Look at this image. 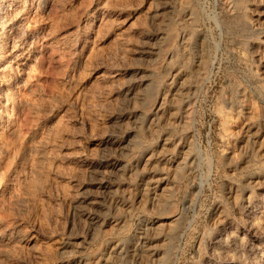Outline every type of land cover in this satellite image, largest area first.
Returning <instances> with one entry per match:
<instances>
[{
	"label": "rangeland",
	"instance_id": "1",
	"mask_svg": "<svg viewBox=\"0 0 264 264\" xmlns=\"http://www.w3.org/2000/svg\"><path fill=\"white\" fill-rule=\"evenodd\" d=\"M260 142L264 0H0V264H264Z\"/></svg>",
	"mask_w": 264,
	"mask_h": 264
},
{
	"label": "bare ground",
	"instance_id": "2",
	"mask_svg": "<svg viewBox=\"0 0 264 264\" xmlns=\"http://www.w3.org/2000/svg\"><path fill=\"white\" fill-rule=\"evenodd\" d=\"M175 54V53H174ZM176 55V54H175ZM175 55H173V56H175ZM174 58H176V57H174ZM173 59V58H172ZM172 61V60H171ZM175 63V62H174ZM178 67L179 66H177V68H176V70H178ZM181 68V67H180ZM187 70V69H186ZM179 72V71H178ZM177 72V73H178ZM171 77V76H170ZM203 77H205V73L204 72H202V77L201 78H203ZM170 79V78H169ZM168 79V80H169ZM172 80L168 83L169 84V86L167 87L168 89L166 90V91H168V93L165 95V96H162V95H159V99L157 100V103L154 105L155 107L153 108V110H151L152 112L150 113V115L152 114V113H157L159 110H161V108H162V104L165 102V100H166V96H168L169 95V98H173V102H174V100L176 99V94H177V91L179 90V87H181V83H178L177 81H176V79L175 80H173V78H171ZM204 79V78H203ZM189 103H190V113L192 114V121H191V125H194V105H195V101H194V97H193V100H192V98H191V101H189ZM173 105V104H172ZM150 111V110H149ZM146 116L148 117L149 115L148 114H146ZM247 124H245L244 126H245V128H243L242 130H243V133H244V135H242V136H240L241 137V139L243 140V141H247V138L250 136V128L251 127H249L248 125L250 124V123H248V122H246ZM253 125V124H252ZM247 127V128H246ZM193 136V138H194V140H195V137H194V135H191L190 134V137H192ZM195 142H196V140H195ZM197 143V142H196ZM117 144H118V142H117ZM134 144V143H133ZM112 145V144H111ZM260 151H261V149H263L264 148V144L262 143V142H260L259 143V146L257 147ZM257 150V149H256ZM259 151V152H260ZM152 153V152H151ZM201 153H202V151H201V148L198 146V145H196L195 144V151H194V153L191 155V157H190V163H192V162H194V160H195V158L196 157H200L201 158ZM258 153V152H257ZM147 155V156H146ZM152 155V154H151ZM151 155L149 154V153H143V154H141V155H138V156H136V157H134L132 160H130V161H127V163L126 164H123V166H124V168L125 167H133V166H135V167H140V166H143V167H145L149 162H151V160H152V158H151ZM262 155V154H261ZM153 156V155H152ZM166 157H168V156H166ZM172 158V157H171ZM171 158H168L167 160H169V162H170V160H173V159H171ZM261 159H262V161L264 160V157H261ZM165 160H166V158H165ZM80 162H82V163H84V159H80L79 160ZM263 163H264V161H263ZM103 166H105V167H108V168H111V169H115V168H117V169H121L123 166L121 165V164H119V163H116V162H107V161H105V164H102ZM123 168V169H124ZM188 173V171L186 172V173H184L183 175H182V177H184L186 174ZM155 176L156 175H153V178L152 179H154L155 180ZM151 182V181H150ZM150 184V183H149ZM115 187H116V185H114ZM118 186H120V185H118ZM155 186V185H154ZM113 188V186L112 187H109V189L111 190ZM143 188V190L148 194L149 193V191H148V189H146L145 187H142ZM156 188H157V186L156 187H154V189L156 190ZM108 189V190H109ZM111 196H112V199L114 198V196H115V190H111ZM110 193V192H109ZM140 194V196H142L141 197V199L143 198V195H144V192L142 191L141 193H139ZM96 201H95V199H94V196L92 197L91 195H86V196H84L83 197V200H81V204L80 203H78L79 205H82L83 206V212H86L87 211V208L89 207V206H91V205H93L94 203H95ZM77 204V206H79ZM81 207V206H80ZM83 215V214H82ZM104 222L105 223H107V220L105 219L104 220ZM99 253V254H98ZM98 254V255H97ZM103 254V249L101 250V251H99V252H97V253H95L94 255H95V257H97L98 258V261H97V264H100V263H98V262H100L102 259H101V257H98V256H100V255H102ZM97 255V256H96ZM91 257V255L90 256H85L84 257V259H83V262H86L87 260H89V258ZM92 258V257H91ZM100 260V261H99ZM105 260V259H104Z\"/></svg>",
	"mask_w": 264,
	"mask_h": 264
}]
</instances>
